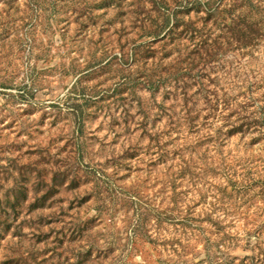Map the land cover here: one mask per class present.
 Masks as SVG:
<instances>
[{"label":"rangeland","instance_id":"obj_1","mask_svg":"<svg viewBox=\"0 0 264 264\" xmlns=\"http://www.w3.org/2000/svg\"><path fill=\"white\" fill-rule=\"evenodd\" d=\"M0 264H264V0H0Z\"/></svg>","mask_w":264,"mask_h":264}]
</instances>
